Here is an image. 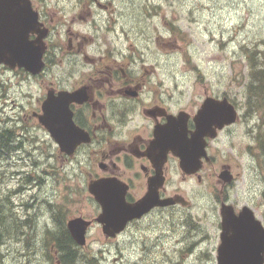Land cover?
I'll list each match as a JSON object with an SVG mask.
<instances>
[{
  "label": "rangeland",
  "instance_id": "obj_1",
  "mask_svg": "<svg viewBox=\"0 0 264 264\" xmlns=\"http://www.w3.org/2000/svg\"><path fill=\"white\" fill-rule=\"evenodd\" d=\"M105 1L111 3L110 11H96L93 17L98 24L105 25L118 14L120 20L114 32L103 29L98 41L115 40L113 45L118 41L133 46L136 55L144 52L146 68L162 80L174 110L195 111L206 95L227 98L239 109L241 118L218 134L213 147L219 166L228 163L235 180L222 188L216 182L220 172H200V181L196 176L170 172V190L182 194L190 208L172 210L160 219L149 217L115 240L105 239L101 227L93 226L78 264H217L216 196L226 197L237 211L249 207L264 226V155L256 148L259 114L247 107L244 89L247 57L264 50V0ZM53 71L57 69L46 70L45 81ZM38 146L33 142L27 149L31 152ZM39 165L34 160L12 162L0 172V212L5 215L0 225V234H4L0 264H53L52 247L44 238L47 231L55 232L56 216L67 220L99 212L87 191L94 172L79 170L86 169L84 161H74L73 167L59 165L52 172L47 167L36 168ZM189 218L199 225L197 239L205 238L191 255L187 247L192 240L184 227ZM175 223L178 226L173 228Z\"/></svg>",
  "mask_w": 264,
  "mask_h": 264
},
{
  "label": "flooded vegetation",
  "instance_id": "obj_2",
  "mask_svg": "<svg viewBox=\"0 0 264 264\" xmlns=\"http://www.w3.org/2000/svg\"><path fill=\"white\" fill-rule=\"evenodd\" d=\"M10 5L14 9L20 8L17 1H12ZM22 5L30 13L34 30L24 36L25 43L32 47L40 46V42L44 44V67L39 73L29 72L23 65L28 60L27 54L22 57L18 52H7V62L0 63V172L6 170L12 162L34 160L42 163L36 168L47 167L48 172H52L59 169V165L73 167L74 161L80 164L82 160L86 163V169L79 168L80 172H94L89 182L102 179L113 183L112 188L126 205L144 199L148 194L149 180L156 172H161L162 181L155 184L149 193L153 202H169L166 205H155L140 217L129 220L114 237L103 234V224L96 221L102 209L91 194L99 210L96 216L80 215L65 220L64 216L61 219L57 215L56 225L53 226V264H71L74 254L77 256L75 264H78L86 243L82 247L76 245L67 229L69 220L82 218L90 222L85 239L89 230L96 225L101 227L105 239L115 240L131 225H138L149 217L160 219L172 210L190 208L191 203L182 194L170 190V172H182L179 159L171 151L163 153L164 147L156 146L153 142L155 130L166 127L180 113L186 115L180 123L184 120L187 137H190L195 129L193 118L200 106L195 111L183 108L174 110L168 91L163 89L162 80L155 77L154 70L146 68L148 62L144 52L136 55L133 46L129 48L119 45L118 41L113 45L115 40L105 42L101 38L98 41L103 29L112 33L118 28L119 14L108 19L105 25H99L93 17L98 15L96 11L99 14L110 11V2L24 0ZM83 17H91L92 21L87 23ZM7 37L11 39V34H5L0 26V39ZM10 42L16 44L17 41ZM166 47L171 48V45L167 43ZM50 67L57 71H53L51 78L45 81L44 75ZM207 97L218 99L210 95ZM234 107L238 114L237 122L241 116L239 109ZM234 124L224 127L218 134ZM217 139L218 136L205 139L206 158L200 159L198 173L190 176H196L200 181V172L226 170L233 176L232 181L226 185L217 177L216 182L222 188H227L234 182L235 175L228 163L219 166L218 152L213 149ZM77 140L80 143L71 151V145ZM33 142L39 143V146L30 152L27 145L33 147ZM35 152L36 155L31 158ZM49 160H53V164ZM26 166L29 167L27 163ZM31 171L37 172L36 169ZM214 200L219 213L216 223L218 248L221 205L231 204L224 196L222 200L219 196ZM233 209L235 213L241 210ZM60 219L75 244L72 248L69 244L67 247L61 244ZM193 219L184 220L185 233L192 240L187 247V254L190 255L205 241L204 237L197 239L199 225H194ZM177 226L178 223H175L173 228Z\"/></svg>",
  "mask_w": 264,
  "mask_h": 264
},
{
  "label": "water",
  "instance_id": "obj_3",
  "mask_svg": "<svg viewBox=\"0 0 264 264\" xmlns=\"http://www.w3.org/2000/svg\"><path fill=\"white\" fill-rule=\"evenodd\" d=\"M12 1L19 2L20 8L14 9L10 5ZM23 1L0 0V26L5 34H11V39L9 37L0 39V63L7 62V52H18L22 57L27 54L28 60L23 65L29 72L36 74L44 67L42 53L45 46L42 42L38 47L25 43L24 36L34 30L30 22V13L22 5ZM10 41L17 42L15 44ZM184 116H186L184 113H180L176 119L169 121L166 127L156 129L153 144L163 146L165 149L163 153L171 151L179 159V167L184 175H194L198 173L200 159L206 158L205 139H215L218 131L235 123L237 111L226 98H205L193 118L195 129L190 137H187L184 120L182 124L180 123ZM78 143L80 142L77 140L71 145V151ZM160 174L161 172H156L149 180L146 197L133 205H126L123 202L112 188L113 183L99 179L88 184V192L102 209L96 221L103 224V234L114 237L123 230L129 220L140 217L155 205L169 203L153 202L149 193L155 184L162 181ZM232 177L226 170L218 175L224 184H229ZM220 213L221 233L216 255L217 264H264V226L253 211L244 206L235 213L231 205L223 203ZM89 224L90 222L82 218H74L67 222V229L79 247L86 243L85 233Z\"/></svg>",
  "mask_w": 264,
  "mask_h": 264
},
{
  "label": "trees",
  "instance_id": "obj_4",
  "mask_svg": "<svg viewBox=\"0 0 264 264\" xmlns=\"http://www.w3.org/2000/svg\"><path fill=\"white\" fill-rule=\"evenodd\" d=\"M247 58L249 71L247 83L244 88L246 105L251 110V113L259 114V123L257 126L259 131L256 135V148L259 150V152L263 153L264 155V50L256 52L252 55L250 54ZM1 210H3V207L0 204V211ZM2 218H4V216L2 215V212H0V225H3ZM59 225L61 230L60 239L61 241L63 240L61 244L66 247L69 244L72 248V246H74L75 244L73 243L71 238H69V234L61 219L59 221ZM53 234L54 232H52V230L47 231L44 238V241L49 242L48 245H50L51 247L53 242ZM2 237H4L3 233L0 234V242L4 241ZM76 261L77 256L76 254H74L71 258L70 263L75 264Z\"/></svg>",
  "mask_w": 264,
  "mask_h": 264
},
{
  "label": "bare ground",
  "instance_id": "obj_5",
  "mask_svg": "<svg viewBox=\"0 0 264 264\" xmlns=\"http://www.w3.org/2000/svg\"><path fill=\"white\" fill-rule=\"evenodd\" d=\"M4 215V214H3ZM5 216V215H4ZM24 218V217H23ZM28 218V217H27ZM21 219V218H20ZM26 220V219H25ZM28 220V219H27ZM29 226V225H28ZM0 248H2V247H0ZM2 251V250H1ZM38 258V257H37ZM38 261V260H37ZM40 261V260H39ZM34 263V262H33Z\"/></svg>",
  "mask_w": 264,
  "mask_h": 264
}]
</instances>
